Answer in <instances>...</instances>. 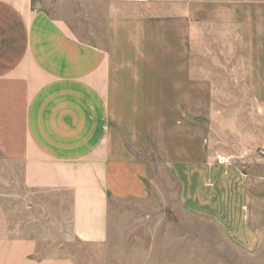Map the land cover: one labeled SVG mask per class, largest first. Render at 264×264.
I'll use <instances>...</instances> for the list:
<instances>
[{"label": "crops", "instance_id": "0c3cea01", "mask_svg": "<svg viewBox=\"0 0 264 264\" xmlns=\"http://www.w3.org/2000/svg\"><path fill=\"white\" fill-rule=\"evenodd\" d=\"M170 1L186 7L173 38L167 26L128 20L93 44L33 0H0V161L18 164L28 189L69 199L74 238L99 243L111 201L147 197L140 156L151 161L155 144L178 183L179 209L217 227L239 254L234 264H264L263 158L245 150L238 162L210 149L201 156L197 139L168 144V125L149 121L154 103L192 96L201 75L239 82L264 112V0ZM177 40L190 50L181 63L169 56ZM8 225L0 202V264H74L39 256L37 239L11 235Z\"/></svg>", "mask_w": 264, "mask_h": 264}, {"label": "rangeland", "instance_id": "374dc122", "mask_svg": "<svg viewBox=\"0 0 264 264\" xmlns=\"http://www.w3.org/2000/svg\"><path fill=\"white\" fill-rule=\"evenodd\" d=\"M33 6L65 20L78 39L93 44H105L108 28L127 25L128 20L167 26L173 38L176 12H186L185 6L170 0H33ZM183 53L187 57L190 50L177 40V50L169 56L181 63ZM210 54L201 50L205 70L213 58ZM207 77L201 75L199 89L194 88L190 97L154 103L149 121L161 129L163 122L168 125V144L181 136L188 138L185 144L197 139L201 156L210 149L237 162L245 150L249 156L262 157L264 167V112L257 111L256 99L243 94L239 82L225 83L220 75L210 81ZM244 131L251 132L245 144ZM160 153L155 144L151 161L141 153L149 168L147 197L111 201L108 237L99 243L74 238L69 199L28 189L21 181L19 165L0 161V202L10 234L36 238L39 256L69 257L74 264H161L160 249L169 264H234L239 254L218 228L179 209L178 183L164 169Z\"/></svg>", "mask_w": 264, "mask_h": 264}, {"label": "built area", "instance_id": "2783aa9c", "mask_svg": "<svg viewBox=\"0 0 264 264\" xmlns=\"http://www.w3.org/2000/svg\"><path fill=\"white\" fill-rule=\"evenodd\" d=\"M217 161L220 163H227L228 159L226 157L218 156Z\"/></svg>", "mask_w": 264, "mask_h": 264}]
</instances>
